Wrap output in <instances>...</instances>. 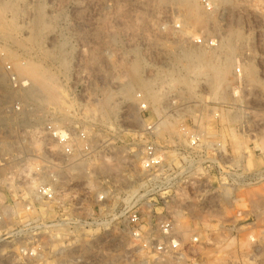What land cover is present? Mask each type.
<instances>
[{
    "label": "built area",
    "instance_id": "2783aa9c",
    "mask_svg": "<svg viewBox=\"0 0 264 264\" xmlns=\"http://www.w3.org/2000/svg\"><path fill=\"white\" fill-rule=\"evenodd\" d=\"M5 1L17 13L5 15L14 27L0 31V39L102 38V55L121 68V85L136 60L148 77L172 42L217 46L187 33L172 11L140 22L141 1ZM214 1L199 0L208 12ZM41 6L52 23L45 32L34 28ZM9 49L15 47L0 40V264H264V155L257 158L263 167L253 169L254 146L232 150L205 137L201 111L181 116L174 134L160 138L161 119L182 107L174 95L154 113L133 93L135 112L121 111V126L97 119L77 103L79 96L91 99L87 88L95 84L85 71L91 66L84 45L71 57L61 107H36L26 100L31 83L7 59ZM242 67L235 59L237 79ZM117 76L112 84H120ZM216 110L208 112L216 117ZM119 138L120 174L109 177L100 168L113 164L104 156Z\"/></svg>",
    "mask_w": 264,
    "mask_h": 264
},
{
    "label": "rangeland",
    "instance_id": "374dc122",
    "mask_svg": "<svg viewBox=\"0 0 264 264\" xmlns=\"http://www.w3.org/2000/svg\"><path fill=\"white\" fill-rule=\"evenodd\" d=\"M133 1H141L140 4L143 6L142 10L138 13L140 22H145L146 19H149L156 13L159 14L163 11H172L181 19L183 29L187 31V33L216 39L217 46L212 50H206L191 42L186 47L181 43L172 42L171 49H168L169 51L166 54L167 58L158 60L155 63L154 71L150 72L149 75L147 71H145V75H148V77L142 76L143 69H147V67H144L143 64L139 65V63H136V70L128 69V72H125L124 78L127 82L131 80L135 81L137 77L143 80L151 79L157 72L164 69L168 63L174 64L177 68L175 70H178L177 73L180 75V73H182V64L178 63L174 57L175 54L176 56H180V51L192 55L195 54L194 56H198L200 59H203V61L211 60L215 64L219 63L224 60V52L220 44L221 37L226 33H234V35L229 34L231 39L229 43L235 45V51L234 54L230 55L231 58L228 56L231 64L220 85V92L218 95L209 96V90L204 80L199 79L193 87L178 85L174 86V88L177 87L176 90L171 88L167 93H165L163 89L159 90L154 88L153 91L158 92L161 97L159 101L155 103L149 100H147V103L153 110L156 108L159 109V105L168 95H174L175 101L182 107L179 109L174 108L173 111H170L172 115L170 118L161 120H168V123L171 124L170 130L174 131L175 127L177 129V124L181 116L186 114L193 115L196 111H201V128L205 133V137H211L213 140L221 141L232 150H237L245 143H249L250 147L254 146V148L258 150V153L253 157L251 167L253 169H261L263 163L257 158H259V152L264 155V0H215L212 11L210 12L206 11L201 6L199 0H185V2L178 7H174L164 0ZM190 7H192L191 11L193 13L191 12V16L185 19L184 14L187 8L190 10ZM112 8L113 6H111V9ZM39 10L47 26L45 25L46 28H39L37 27L38 24L35 25L41 17V14L38 13L35 18L34 28L37 32H45L49 30L52 23L46 19L44 7H39L38 11ZM7 13L0 14V31H5V29L8 28L2 27L1 24L9 25L12 23L14 27L13 20H6L5 15ZM15 13H17L16 8ZM112 13L113 11H111V14ZM236 23H238V25H235ZM229 28H231V32ZM0 40L8 47H15V49H13L17 56L15 62L21 63V58L24 57L26 63H38L39 66L47 69L48 72L52 74L53 79H55V86H57L59 90L61 89L62 94H64L63 91L65 88L63 81L68 82L71 77L72 69L70 68V62L71 57H74L76 54L75 49L80 45L90 47V51L83 52V56L86 58L84 62L91 66V68L85 69V71L91 74V78L95 81V84L87 88L86 94L89 95L88 97L91 99L86 101V97L79 96L77 103H80L81 108L92 110L97 119H102L108 124L121 126V111L123 110H126L128 114H134L136 102L132 99L133 93H141L145 98V91L142 86L134 85L131 91L127 93L128 100L121 101V97L119 96V89L122 86L121 68L112 69L110 66L112 65V61L106 60L103 57L101 52L104 47L102 38L31 37L28 39L1 38ZM22 47L29 49V52L23 54L17 52V49H22ZM110 50L114 56L119 52V48H110ZM235 59H238L239 62L243 64V67L240 68L241 75L238 79L233 75V62ZM61 60L67 62V68L62 67L60 64V62H62ZM244 63H253L254 67H245ZM256 65H258V67H256ZM98 66H102L105 69L97 68ZM250 72H252L254 82L247 86ZM21 74L23 76L26 75H24V73ZM116 76L120 80V84L118 85L112 84ZM26 77L28 76L26 75ZM102 82L107 83L102 84ZM233 88L236 89L235 92ZM108 95L112 96L110 105H116V107L113 110L110 109V111H108L109 109L105 105V99ZM61 98L63 100L62 96ZM55 105L58 106L56 103ZM209 107L217 108L215 111L217 114L216 117L210 115L208 112ZM175 109H177V111H175ZM158 112L159 110H157V113ZM128 114L126 116H129ZM172 134L174 133L172 132ZM163 135H165V133L160 131L158 136L161 138ZM120 147L121 138H119L116 148L112 151L113 153L116 152L115 156H118L119 153L121 157ZM254 210L260 211V209ZM178 221L181 222L180 218ZM205 264L217 263L209 261Z\"/></svg>",
    "mask_w": 264,
    "mask_h": 264
},
{
    "label": "bare ground",
    "instance_id": "6f19581e",
    "mask_svg": "<svg viewBox=\"0 0 264 264\" xmlns=\"http://www.w3.org/2000/svg\"><path fill=\"white\" fill-rule=\"evenodd\" d=\"M167 3L173 5L174 7H178L182 5L185 0H164ZM214 6V4H213ZM191 8L190 7L187 12L184 14V18L187 19L188 16H191ZM195 11V10H194ZM11 13V15H15V6L8 4L5 0H0V14L2 13ZM37 13L41 14V11L39 10ZM193 13V12H192ZM195 14V13H194ZM197 14V13H196ZM43 15L41 14V17L35 25L38 24L37 27L41 28H46L43 21ZM196 16V15H195ZM138 18L140 20V16L138 14ZM196 19V17H195ZM235 25H238L236 23ZM3 27H8L5 29L6 32L8 29L12 28L13 25L12 23L9 25H2ZM47 26V25H46ZM232 26V25H231ZM234 26V25H233ZM235 27V26H234ZM232 27V28H234ZM236 28V27H235ZM231 28H229L230 31ZM43 32V31H42ZM228 32V31H227ZM231 32V31H230ZM236 33V31L234 30ZM226 33L223 34L221 39H220V44L221 48L223 49L224 52V60H222L219 63H213L211 60L206 61L203 59H200L198 56H194L190 53H184V51H180L181 54L180 56H176L175 54V60L178 61V63H181V71L180 75L177 73L175 69H177L174 64L168 63L164 69L161 71L157 72L153 78L148 79V80H143L140 77H137L135 81H128L126 84L122 85L119 89V96L121 97V101H126L128 100L127 98V93L128 91H131L132 87L134 85H141L143 90L145 91V101H153V103L159 101L160 99V94L156 91H153L154 88L156 89H163L165 93H167L171 88L175 89L174 86L182 85V86H188V87H193L197 80L203 79L204 83L208 87L209 90V96L210 95H218L220 92V85L222 84V81L224 79V76L227 74V71L230 67V58L231 54H234L235 51V45H231L229 43L230 35H234ZM235 40V38L233 37ZM10 41V40H9ZM232 42V41H231ZM234 42V41H233ZM183 50V49H182ZM15 50L9 49L7 50V59L14 65L15 70L22 75L21 73L26 74L31 83V87L27 94L25 95L26 100L29 104L34 105L36 107L40 106H52V107H61L62 104V98L64 94H62L61 89L59 90L55 83V79H53V76L50 72H48L47 69H45L42 66H39L38 63L34 64L32 63H26L24 66H22L19 62H15L17 60V56L15 55ZM173 54V53H172ZM18 55V54H17ZM20 56V55H19ZM173 56V55H172ZM230 58H229V57ZM46 57V56H45ZM60 64L62 65L63 68H67V62L64 60H61ZM139 63L137 60L134 61L130 66H128V69L136 70L137 69V64ZM140 64V63H139ZM143 64V63H142ZM144 65V64H143ZM245 67H254L253 63H244ZM147 67V66H146ZM148 68V67H147ZM179 70V71H180ZM25 75V76H26ZM254 82V78L252 76V72L249 74V80L247 86H249L251 83ZM140 87V86H139ZM233 91L235 92L236 89L233 88ZM64 92V91H63ZM164 97V96H163ZM213 97V96H212ZM61 98V99H60ZM162 99V98H161ZM112 100V96L108 95L107 98L105 99V105L109 109H114L116 105H110ZM161 101V100H160ZM58 104V106L55 105ZM160 103V102H159ZM60 104V105H59ZM55 105V106H54ZM157 108L154 109V113H157ZM177 111V109H175ZM174 115V113H173ZM176 115V114H175ZM128 117V116H126ZM126 119V118H125ZM162 120V119H161ZM160 126V131H163L164 133H171L174 132L170 130L171 124L168 123V120H163L159 124ZM170 128V129H169ZM175 129V128H174ZM115 153H112L110 156H104V159L106 161L113 162V164H110L111 166H106L107 164L101 165L100 171L104 175H108L109 177H117L118 174H120L121 170V158L118 153V156H115ZM109 164V163H108ZM249 165L251 166V161L249 162ZM108 172V173H106ZM110 172V173H109ZM111 179V178H110ZM217 264H222L221 262Z\"/></svg>",
    "mask_w": 264,
    "mask_h": 264
}]
</instances>
